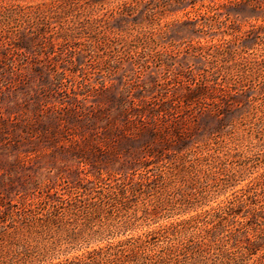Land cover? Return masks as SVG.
<instances>
[{"label": "rangeland", "instance_id": "rangeland-1", "mask_svg": "<svg viewBox=\"0 0 264 264\" xmlns=\"http://www.w3.org/2000/svg\"><path fill=\"white\" fill-rule=\"evenodd\" d=\"M58 1L0 6L49 9ZM132 1L138 11L122 12ZM77 6L31 29L15 17L0 24V229L16 205L43 216L42 194L51 202L81 196L95 209L18 221L17 238L5 228L0 264H69L99 251L107 254L94 264H257L264 247L245 256L225 237L189 249L204 233L175 229L238 202L260 178L263 204L264 0ZM99 17L106 22L91 30ZM16 35L26 48H13ZM218 50L233 57H212ZM219 84L228 92L216 107L209 93L196 95V109L183 103L189 89L212 94ZM108 191L123 195L107 200ZM244 215L235 224L245 223L243 243L252 245L258 239ZM137 239L148 244L127 252Z\"/></svg>", "mask_w": 264, "mask_h": 264}, {"label": "trees", "instance_id": "trees-1", "mask_svg": "<svg viewBox=\"0 0 264 264\" xmlns=\"http://www.w3.org/2000/svg\"><path fill=\"white\" fill-rule=\"evenodd\" d=\"M83 0H62L58 1L56 3L52 4V7L49 9H42L41 7L37 8L36 10L30 9L29 7H19L16 9H10L0 6V17H4L3 19H0V24L3 23L4 21L10 20L11 18L15 17L18 22L22 25L23 29H31L35 26H38L39 24H43V22L46 20V18L52 19L56 16H63V15H71L73 11L78 8V4L81 3ZM171 1V0H170ZM160 0H158V3ZM173 2L178 5V7L182 6L188 0H173ZM254 8H261L259 5H254ZM138 6L135 4L134 1L131 3L127 4L125 3L122 8V12H133V11H138ZM121 13V12H120ZM122 14V13H121ZM43 21V22H42ZM106 22V19L103 17H99L95 19V22H93V26H90L91 30H96L102 27L103 23ZM92 27V28H91ZM69 31V32H68ZM73 31L72 28H64V37L67 39L66 41H72V38L74 37V34L71 32ZM14 34H17L15 32ZM42 34H45L44 32ZM25 36L27 38H31V34H26ZM15 42H13V48L18 50V49H23L26 48V44L24 43L25 38H20V36L16 35ZM143 39V38H139ZM138 39V40H139ZM18 41V42H17ZM63 46V45H62ZM54 48V46H51V50ZM203 47H200L199 49H202ZM222 56V61L224 62H229V60L233 57L231 56L232 54L228 53L225 51L218 50L216 52V55L213 56ZM260 64V63H258ZM264 69V66L262 65L259 66L258 71L261 69ZM63 73L58 72L57 76L60 79H63ZM61 76V77H60ZM189 96H192L191 100H188V102H183L186 106H193V108H198L201 104L199 102V99L196 98V95H207V93L210 94L212 98V103L214 107H216L219 104L220 100H223L222 97L226 96V93L228 92V88L225 85L219 84L218 88L216 89V92H208L206 88L204 87H199L197 89H189ZM238 105V104H236ZM191 108V107H190ZM217 109V108H216ZM169 114H166V117ZM164 117V118H166ZM180 116H178L179 118ZM216 140V138L214 139ZM188 154V153H186ZM187 157V155L185 156ZM218 158L220 156H217ZM202 158H207L206 156H202ZM262 181V178H260ZM258 181L256 184L252 185L249 190H247L246 194L242 199H240L238 202H231L229 205L225 206L224 208L216 211L212 215H206L204 218H196L191 221H188L186 224L189 226L185 230H180V229H175L176 232L186 235L187 233H190V229L193 231L199 230L201 233H204L202 236H198L197 238L196 235H193V239L190 240V244L187 245V248L194 247L195 245H198V242H202L204 246H209L213 242H217V240H224L225 237L228 238L226 240L227 243L231 244L233 247H238L242 246L245 249L244 255H249V254H256L257 251H259L263 245H261L260 241H264V201L262 205L260 204L259 201V194H258V186L261 185V181ZM123 194L118 192H106L104 194L105 199L109 200L113 198V196H122ZM263 198H264V193H263ZM39 200L46 203V213L43 214V216H39L34 214L35 210L32 204H21L22 206H17V211L15 214L10 213L8 216V220L10 221L9 226H3L0 229V240L5 241V236L7 235V231L5 228H12L13 230L9 232L10 237H15L17 238L18 235H20L23 232L24 226H19L18 221H21L22 225H25L24 222L27 224L25 226H30V224L35 223L36 221H41L43 223H47L49 221H53L56 218V214L60 209H63L66 212L69 213H74L77 212L78 210H84L86 207L95 209L93 206L95 204L90 203L87 205L85 198L83 199L81 196L80 197H74V195L69 194V196L65 197H59L56 195L55 199L51 202L49 200V197H46V195H40ZM247 216L251 223V227L254 229L256 236H257V241L256 243L252 245H247L243 243L244 237H246L245 232V223L236 225L235 224V218L243 216ZM206 238H205V237ZM204 239V240H203ZM206 239V240H205ZM148 244V240H136L134 242H130L128 245L130 247H133V249L126 250L127 252L131 251H136L137 249L141 248L142 246H146ZM107 252L99 251V252H93L89 256H87L85 259H80L75 262H71L69 264H94L98 259H102L106 256ZM121 254L120 251L114 252L113 256H119ZM197 262L200 263L199 260ZM257 264H264V256H262Z\"/></svg>", "mask_w": 264, "mask_h": 264}]
</instances>
